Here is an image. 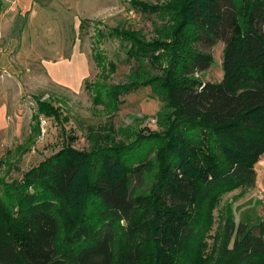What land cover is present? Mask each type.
<instances>
[{
  "label": "trees",
  "instance_id": "obj_1",
  "mask_svg": "<svg viewBox=\"0 0 264 264\" xmlns=\"http://www.w3.org/2000/svg\"><path fill=\"white\" fill-rule=\"evenodd\" d=\"M175 2L184 43H224L222 78L181 80L212 62L187 51L186 64L176 61L174 73L151 85L172 114L152 220L137 218L130 177L146 153L158 149L156 135L91 154L66 145L20 179L8 180L14 168L6 152L0 159V264H264V230L254 234L237 224L230 205L219 213L216 245L205 255L213 210L225 194L254 187V165L264 153V0H169ZM94 58L112 73L100 53ZM93 87V103L106 107L134 89L129 83ZM36 105L40 115L59 118L50 98L37 97ZM35 126L39 133L40 123Z\"/></svg>",
  "mask_w": 264,
  "mask_h": 264
},
{
  "label": "rangeland",
  "instance_id": "obj_2",
  "mask_svg": "<svg viewBox=\"0 0 264 264\" xmlns=\"http://www.w3.org/2000/svg\"><path fill=\"white\" fill-rule=\"evenodd\" d=\"M3 2L14 13L8 18L10 33L16 32L13 40V36L8 39L11 51L3 54L0 49V74L3 70L7 72L5 78L12 98L10 112L7 108L0 110V128L11 127L0 157L3 159L9 153L14 170L11 169L8 180L20 179L23 172L66 145L91 154L102 147L129 146L156 135L160 141L158 149L147 152L140 171L136 169L130 177V199L136 211H141L137 218L143 223L151 221V198L172 117L171 109L153 93L151 85L155 87L167 73H174L176 61L186 64L187 51L210 56L212 62L207 71L182 75L181 80L219 82L224 43L216 41L213 46L184 43L177 29L178 4L169 0ZM124 34L133 37L136 44L124 39ZM142 44L150 48L142 50L139 47ZM129 51H136L139 56ZM96 53L104 57L105 68L108 63L114 66L112 73L97 64ZM95 82L106 86L129 83L134 89L106 107L93 103ZM37 97L50 98L59 118L40 115ZM37 123L39 133L35 131ZM18 147L25 151L22 156ZM254 169V187L242 193L238 189L225 194L213 210L214 224L205 241L206 256L216 245L219 213L228 205L237 224H247L254 234H258L259 227L264 230V153ZM122 225L128 230L126 222Z\"/></svg>",
  "mask_w": 264,
  "mask_h": 264
},
{
  "label": "crops",
  "instance_id": "obj_3",
  "mask_svg": "<svg viewBox=\"0 0 264 264\" xmlns=\"http://www.w3.org/2000/svg\"><path fill=\"white\" fill-rule=\"evenodd\" d=\"M0 2L2 9L0 13V49L2 48L1 51L3 54H8V52L11 51V47H10L11 42H9L8 39L13 36L12 37L13 40V38H15L16 35V32H14L13 34L10 33L12 26L10 25V20L8 18L12 17L14 13L9 11V7H6L4 5L3 0H0ZM13 26H17V25L14 24ZM0 60H1V55H0ZM6 73L7 72L3 70L0 74V110L7 108V111L9 110L8 111L9 113L11 94L8 87L9 86L8 80H6L5 78ZM10 133H11V127L0 128V157L4 152V147L6 145L7 139L10 136Z\"/></svg>",
  "mask_w": 264,
  "mask_h": 264
},
{
  "label": "built area",
  "instance_id": "obj_4",
  "mask_svg": "<svg viewBox=\"0 0 264 264\" xmlns=\"http://www.w3.org/2000/svg\"><path fill=\"white\" fill-rule=\"evenodd\" d=\"M43 124H45L44 121H42V127H43Z\"/></svg>",
  "mask_w": 264,
  "mask_h": 264
}]
</instances>
